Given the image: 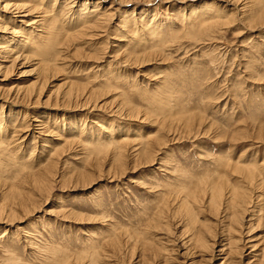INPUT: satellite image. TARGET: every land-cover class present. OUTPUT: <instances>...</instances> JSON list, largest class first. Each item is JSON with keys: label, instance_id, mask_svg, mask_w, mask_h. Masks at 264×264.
Masks as SVG:
<instances>
[{"label": "rangeland", "instance_id": "374dc122", "mask_svg": "<svg viewBox=\"0 0 264 264\" xmlns=\"http://www.w3.org/2000/svg\"><path fill=\"white\" fill-rule=\"evenodd\" d=\"M0 129V264H264V0H0Z\"/></svg>", "mask_w": 264, "mask_h": 264}, {"label": "bare ground", "instance_id": "6f19581e", "mask_svg": "<svg viewBox=\"0 0 264 264\" xmlns=\"http://www.w3.org/2000/svg\"><path fill=\"white\" fill-rule=\"evenodd\" d=\"M24 1V0H23ZM33 2H34V0H33ZM18 5V4H17ZM12 7V6H11ZM14 9L15 10H20V12H22V11H24V10H27L28 12H32V9L31 8H28V9H25V7H24V4H23V6H22V4H20V7H16V6H14ZM37 9V8H36ZM211 10V9H210ZM212 11V10H211ZM215 13V12H214ZM31 14V13H30ZM28 15V14H27ZM26 16V15H25ZM67 17V16H66ZM29 19H31V18H29ZM34 22H36V21H34ZM33 22V23H34ZM31 23V22H30ZM16 28V27H15ZM49 29V28H48ZM47 29V27H45V29H44V31H47L48 30ZM70 30V29H69ZM44 31H39V32H41L42 34H46L45 35V38L49 35V34H51L49 31H47V32H44ZM40 33V34H41ZM38 35V34H37ZM10 36V35H9ZM41 36V35H40ZM26 35L24 34V33H21V35H20V39H18L17 40V44L18 43H20L21 44V48H19L20 49V52L18 51V48H16L15 46V48H12L11 50H9V52H11V54L12 55H16V56H14V58H13V60L14 61H16V60H18L19 59V57H20V59L17 61V62H22V61H25V62H31V61H33V58L35 59V57L36 56H38L39 55V53L37 52V51H39V50H36V49H38V45H40V44H36V43H34V44H32L29 48H26V46H25V44L24 43H26L27 42V40H26ZM155 38V37H154ZM35 39V38H34ZM42 39L43 38H41V40H39V41H41L42 42ZM32 42H34V41H32ZM44 42H45V40H44ZM43 43V42H42ZM22 47L24 48V52H22L21 51V49H22ZM40 49V48H39ZM19 53V54H18ZM11 57H13V56H11ZM13 62V61H12ZM23 63V62H22ZM24 65V64H23ZM86 109V108H85ZM115 111V110H114ZM0 130H2L3 131V129H0ZM7 130V129H6ZM5 130V131H6ZM9 136L10 135H8V132L6 131L5 132V135H1L0 136V144H4L5 142H7L8 141V139H9ZM120 137H119V135H111L106 141H105V143L107 144V145H110V143H113V142H116L118 139H119ZM124 140V139H123ZM11 142V141H10ZM126 144H128L129 142H126V141H124ZM10 144V143H9ZM121 147V146H120ZM119 147V148H120ZM113 148H117V147H113ZM7 150V149H6ZM29 193V192H28ZM12 210V209H11Z\"/></svg>", "mask_w": 264, "mask_h": 264}]
</instances>
